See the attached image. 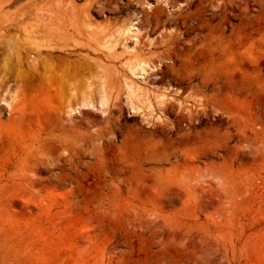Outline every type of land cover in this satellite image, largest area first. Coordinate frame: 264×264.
<instances>
[{
  "label": "rangeland",
  "instance_id": "1",
  "mask_svg": "<svg viewBox=\"0 0 264 264\" xmlns=\"http://www.w3.org/2000/svg\"><path fill=\"white\" fill-rule=\"evenodd\" d=\"M0 264H264V0H0Z\"/></svg>",
  "mask_w": 264,
  "mask_h": 264
},
{
  "label": "bare ground",
  "instance_id": "2",
  "mask_svg": "<svg viewBox=\"0 0 264 264\" xmlns=\"http://www.w3.org/2000/svg\"><path fill=\"white\" fill-rule=\"evenodd\" d=\"M168 1L169 0H161V2H163V4H165V5L168 4ZM138 32H139L138 28L135 27L134 24L131 22L122 31L123 35H125L126 37H131L133 40L132 45H130V46L126 45V48L129 49V51L134 50L135 44L137 43V40H138V38L136 37V34H138ZM152 69H154V68L149 66L148 63H146L145 61H138L137 63L131 62V63L127 64L128 73L132 77H136V78H142L144 76V74H147ZM133 86H135V85H133L131 82L126 83V88L128 89V91L126 93L127 94L126 95V103L129 107V111L131 113H139L141 115L142 119L144 121H147V122L149 121L150 118L159 119L160 114H158V113L153 114L152 107L150 108V105H148V107L143 109L138 104V101H137L138 98L136 99V96H138V95L137 94L135 95V93L138 90L136 89V87H133ZM161 96L156 100L157 101L156 104H157L158 108H160L164 103V100H162ZM142 103H143V101H142ZM142 106H143V104H142ZM14 107H16V106H13V108ZM106 107H107V102L103 97H101L95 103L88 101V100L87 101L84 100L77 107H71L70 106L67 108L66 113L68 115H72L75 111L79 112V109L82 108V109H94L96 111H99L102 115H104L106 113ZM29 166H30V164H29ZM27 171H30V170H27Z\"/></svg>",
  "mask_w": 264,
  "mask_h": 264
}]
</instances>
